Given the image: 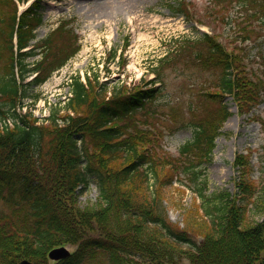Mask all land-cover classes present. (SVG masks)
Here are the masks:
<instances>
[{
    "label": "trees",
    "instance_id": "1",
    "mask_svg": "<svg viewBox=\"0 0 264 264\" xmlns=\"http://www.w3.org/2000/svg\"><path fill=\"white\" fill-rule=\"evenodd\" d=\"M182 3L169 8L188 15ZM214 7L217 22L230 17L235 7L244 11L236 22L252 27L264 21V0H215ZM40 8V0H35L17 14L13 0H0V117L14 119L13 128L0 131V200L10 209L9 214H0V264H19L24 258L34 264H264V218L245 225V208L254 193L248 158L234 157L237 195L207 196L200 186L206 182L200 163L211 160L214 138L228 116L222 96H232L240 113L257 97L259 84L249 77L242 50L228 51L207 35L195 41L198 61L219 70L218 92L211 94L219 105L216 111L209 110L211 115L195 128L192 140L180 148L181 162L173 175L168 160L158 155L161 128H141L135 116L155 100L160 87L114 88L106 96L108 88L94 73L85 83L73 78L66 106L71 114L61 116L60 123L52 116L50 123L35 125L33 118L15 113L30 86L44 83L79 50L76 37L61 25L55 33L62 42L48 38L40 61L27 65L26 58L36 53L21 50L36 37L34 31L42 23ZM193 44H180L170 53ZM170 53L152 68L160 79ZM106 57L114 60L115 50ZM32 71L38 75L24 82ZM163 168L169 174L157 176ZM180 173L196 185L192 189L202 201L208 226L203 222L200 231H194L195 219L180 226L168 218L160 186L171 185ZM92 178L98 202L80 209L78 191ZM65 243L76 245L75 252L49 263L48 250Z\"/></svg>",
    "mask_w": 264,
    "mask_h": 264
},
{
    "label": "rangeland",
    "instance_id": "2",
    "mask_svg": "<svg viewBox=\"0 0 264 264\" xmlns=\"http://www.w3.org/2000/svg\"><path fill=\"white\" fill-rule=\"evenodd\" d=\"M179 1L43 0L39 10L42 14V23L35 30L36 38L31 41L32 44L37 46L40 41L48 38L57 41L59 38L55 33L57 26L64 22L63 20L70 19L72 21L69 22V26L77 36L80 49L42 85L28 88L29 97L23 100L24 107L32 104L33 98H36V102L33 103L35 107L32 108L35 109L37 116L47 112L46 108L50 105L52 109L56 108L57 116L63 115L65 112H58L57 109L62 106L68 95L66 82L76 74L83 78L86 71L99 72L102 80H106L108 90L121 86V83L126 85L125 90H129V86L136 84L141 78L151 79L153 74L150 68L155 66L160 58L175 50L180 44H196L195 41L198 40V33L191 24L182 16H174L167 6L176 5ZM188 1L194 4L200 20L211 24V28L207 27V30L210 32V29L214 31L215 28V35L223 36L222 43L227 45L228 50L236 49V46L245 48L250 56V65L264 80V27L254 24V31L246 37L247 41L238 42L240 45H237L236 40L232 39V30L227 23L224 26L220 23L215 26V23L205 15L206 7L211 0ZM236 10L234 9L232 14L236 15ZM192 24L196 27V23ZM59 39L62 42V38ZM42 48L36 49L37 55L26 59L29 67L40 59ZM112 50H115L117 56L109 63L110 72H107L103 58ZM119 54L125 58L123 68L116 63ZM170 54V58L176 55L175 52ZM182 61L165 69L160 93L153 102L146 104V108L150 107V111H156L158 114L157 119L151 116L149 119L154 126L161 128L163 145L160 144L158 155L168 160L167 167L173 175L181 162V156L177 154L178 149L191 140L196 126L202 125L211 115L209 110H215L219 105L213 102L216 96L211 95L218 92L217 87L213 86L216 73L193 66L189 61L186 63L185 60ZM1 63H4V60H1ZM1 74L2 72L0 76ZM202 89L208 92L201 95ZM261 95L263 101L249 114L242 115L238 114L230 97L222 98L221 104L228 107L230 115L221 128L222 134L215 139L211 162L200 163L204 166L202 179L207 181L209 195L232 193L235 190L233 184L235 172L231 164L233 155L236 152L251 153L252 179L257 185L258 194L245 208V225L261 221L264 215V93ZM43 103L45 111L42 108ZM135 116L142 120L145 113L138 110ZM165 170L166 168H163L157 176L169 174ZM178 186V183L160 186L168 217L178 224L185 221L193 222L195 219L197 227L194 231H200L203 228L200 224L208 226V223L202 217L203 211L199 209V201L194 199L189 189L183 192ZM97 201L98 189L92 178L88 186L79 193L77 206L92 208ZM1 209L3 206L0 204ZM65 248L70 252L74 250L73 245H67Z\"/></svg>",
    "mask_w": 264,
    "mask_h": 264
},
{
    "label": "water",
    "instance_id": "3",
    "mask_svg": "<svg viewBox=\"0 0 264 264\" xmlns=\"http://www.w3.org/2000/svg\"><path fill=\"white\" fill-rule=\"evenodd\" d=\"M67 254L68 253H67L66 249L63 247H60V248L51 250L48 253V257L52 260H56V259H59V258L66 256ZM21 264H31V263H29L27 261H22Z\"/></svg>",
    "mask_w": 264,
    "mask_h": 264
}]
</instances>
